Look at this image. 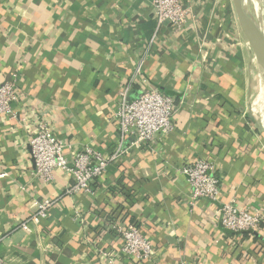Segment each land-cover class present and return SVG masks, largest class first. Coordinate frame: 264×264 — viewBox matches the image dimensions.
I'll list each match as a JSON object with an SVG mask.
<instances>
[{
  "label": "crops",
  "instance_id": "crops-1",
  "mask_svg": "<svg viewBox=\"0 0 264 264\" xmlns=\"http://www.w3.org/2000/svg\"><path fill=\"white\" fill-rule=\"evenodd\" d=\"M186 1L177 29L157 26L150 0H0V83L16 74L19 91L12 114H0L5 262L264 264V128L253 107L264 85L231 0ZM127 86L128 100L146 88L174 96L172 130L111 162L91 192H69L75 180L60 170L34 176L28 137L40 121L69 144L67 157L84 146L111 152ZM199 159L220 179L214 202L191 200L179 171ZM45 200L47 216L32 221ZM223 202L261 214L259 228L226 231ZM111 222L139 226L150 254L114 255L121 239Z\"/></svg>",
  "mask_w": 264,
  "mask_h": 264
},
{
  "label": "built area",
  "instance_id": "built-area-1",
  "mask_svg": "<svg viewBox=\"0 0 264 264\" xmlns=\"http://www.w3.org/2000/svg\"><path fill=\"white\" fill-rule=\"evenodd\" d=\"M157 26L171 24L177 29L188 19L190 7L186 0H150ZM128 86L120 93L118 109L115 113L118 136L111 152H103L84 146L64 154L69 144L58 138L46 121H40L37 129L28 137L30 154L34 164V176L48 181L55 171L69 173L75 180L69 192H91V184L106 170L107 166L132 148L144 147L159 135L173 128V114L176 110L174 96L155 88L142 90L136 98L127 99ZM17 76L0 83V114H12V104L18 99ZM191 186V200L205 199L216 201L220 179L213 174V164L204 159L183 165L179 168ZM52 202H36V212L32 221L37 222L47 216ZM220 225L229 232L253 233L259 228L261 214L248 209H239L233 202H223L217 209ZM29 222L21 223V228L29 230ZM108 227L118 234L120 246L114 255L126 259L141 260L151 252V245L136 224H117ZM1 240V238H0ZM0 264H8L0 257ZM197 264V263H195Z\"/></svg>",
  "mask_w": 264,
  "mask_h": 264
},
{
  "label": "water",
  "instance_id": "water-1",
  "mask_svg": "<svg viewBox=\"0 0 264 264\" xmlns=\"http://www.w3.org/2000/svg\"><path fill=\"white\" fill-rule=\"evenodd\" d=\"M243 44L251 50L261 84L264 85V39L255 22L253 10L246 0H231Z\"/></svg>",
  "mask_w": 264,
  "mask_h": 264
},
{
  "label": "bare ground",
  "instance_id": "bare-ground-1",
  "mask_svg": "<svg viewBox=\"0 0 264 264\" xmlns=\"http://www.w3.org/2000/svg\"><path fill=\"white\" fill-rule=\"evenodd\" d=\"M248 4H250V7L253 10V15H254V4H253V0H246ZM257 10H258V14L260 19L258 20V18L255 19L256 22V26L257 29L261 35V37L264 39V33L261 29L260 24L257 22H262L264 25V2L263 3H259V0H257ZM255 18V15H254ZM256 114L259 116L260 121H261V126L264 127V99L260 100L257 109L255 110Z\"/></svg>",
  "mask_w": 264,
  "mask_h": 264
},
{
  "label": "rangeland",
  "instance_id": "rangeland-1",
  "mask_svg": "<svg viewBox=\"0 0 264 264\" xmlns=\"http://www.w3.org/2000/svg\"><path fill=\"white\" fill-rule=\"evenodd\" d=\"M261 0H259V2H260ZM263 2H264V0H263ZM253 4H255L254 6H255V8H254V15H255V19L256 18H258L259 17V14H258V10H257V0H253ZM255 10H256V14H255ZM264 12V11H263ZM259 19H260V17H259ZM255 81H256V79H255ZM256 84H257V81H256ZM260 88H259V86H258V84H257V90H259ZM262 97V98H261ZM260 99L262 100V99H264V97H263V95H262V92L260 93V95H259V100H258V102L255 104V106H253V107H255L254 108V111L257 109V107H258V104H259V102H260ZM250 104V103H249ZM252 104V103H251ZM252 106V105H251ZM264 128V127H263Z\"/></svg>",
  "mask_w": 264,
  "mask_h": 264
},
{
  "label": "trees",
  "instance_id": "trees-1",
  "mask_svg": "<svg viewBox=\"0 0 264 264\" xmlns=\"http://www.w3.org/2000/svg\"><path fill=\"white\" fill-rule=\"evenodd\" d=\"M242 233H245V234H246V233H248V232H242Z\"/></svg>",
  "mask_w": 264,
  "mask_h": 264
}]
</instances>
